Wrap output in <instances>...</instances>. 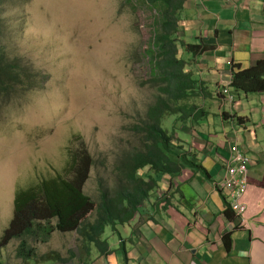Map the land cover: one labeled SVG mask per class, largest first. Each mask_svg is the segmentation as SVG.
I'll return each mask as SVG.
<instances>
[{
	"label": "rangeland",
	"instance_id": "1",
	"mask_svg": "<svg viewBox=\"0 0 264 264\" xmlns=\"http://www.w3.org/2000/svg\"><path fill=\"white\" fill-rule=\"evenodd\" d=\"M153 20L148 9L134 10L127 0H2L0 47L9 63L17 65L21 83L7 81L9 90L0 93V244L17 217L19 195L27 191L25 196H30L41 181L71 174L72 168V175L83 171L84 191L94 202L86 220L92 222L98 215L100 191H114L122 183L116 165L124 155L140 148L141 135L134 127L148 119L159 94L148 83L152 69L144 57V50L151 47ZM178 34L186 45L192 42L193 30L181 26ZM179 55L197 78L203 70L209 79L208 69L198 68L201 57L196 58L183 45H179ZM210 92L215 96L213 88ZM224 101L218 106L211 98H200L198 105L208 108L210 117L207 112L208 116L191 119L177 139L181 137L193 147L195 137L189 131L200 134L208 119L212 125L228 124L239 116L235 108L232 111V104ZM173 119L169 116L162 122L170 127ZM251 123L246 124L248 129L261 135L263 131ZM240 126L233 124L236 130H242ZM152 194L135 213L133 224L143 213L145 218L154 213ZM24 212L28 221L29 211ZM116 224V230L113 224L106 229L110 248L118 245L121 236L132 237V227L127 230L126 223ZM49 237L45 243L32 236L7 238L10 245L3 249L4 262L30 264L17 256L26 239L38 253L31 264H63L44 262L42 256L66 259L70 251L77 256L67 264H79L83 241L78 232L52 231ZM114 249L122 253L119 246ZM99 258L93 251L88 261L105 264L98 262Z\"/></svg>",
	"mask_w": 264,
	"mask_h": 264
},
{
	"label": "crops",
	"instance_id": "2",
	"mask_svg": "<svg viewBox=\"0 0 264 264\" xmlns=\"http://www.w3.org/2000/svg\"><path fill=\"white\" fill-rule=\"evenodd\" d=\"M181 15L182 28L193 30L192 41L205 46L195 57L202 59L198 68L205 67L209 72L207 79L203 70L198 71L206 82V97L222 105L225 101L220 93L231 85L232 75L264 58V0H186ZM209 81L213 84L208 85ZM210 88L215 96H211ZM232 90L236 101L231 109L235 108L239 116L229 119L228 124L212 125L208 119L205 131L188 132L195 137L192 148L205 169L185 168L180 175H164L152 194L156 217L152 213L145 218L142 212L137 223H126L125 229L132 227L133 232L127 239L120 235L117 246L122 253L113 246L109 256L98 262L264 264V91L245 94ZM241 113L251 120L237 118ZM254 120L258 122L251 123ZM247 123L260 128L262 134L249 130ZM233 124L241 125L242 130H236ZM235 137L252 162L249 187L243 197L247 210L231 218L225 214L224 196L228 197V191L221 183L223 158L230 156L229 144ZM230 232L228 245L224 236Z\"/></svg>",
	"mask_w": 264,
	"mask_h": 264
},
{
	"label": "trees",
	"instance_id": "3",
	"mask_svg": "<svg viewBox=\"0 0 264 264\" xmlns=\"http://www.w3.org/2000/svg\"><path fill=\"white\" fill-rule=\"evenodd\" d=\"M127 1L134 10L146 8L154 16L151 47L144 50V57L152 69V78L148 83L159 94L156 95L154 106L149 109L148 119L134 127L136 133L141 135V146L124 155L116 165V173L122 183L114 191H100L98 215L93 222L86 220L87 214L94 209V202L84 191L81 181L83 171L72 175V168L71 174H59L38 183L37 187L32 188L34 193L30 196H25L27 191L22 192L17 202V217L10 229L6 230V239L2 241L4 244H0V264H9L2 257L3 248L9 244L7 238L32 236L45 243L55 230L78 232L83 241V247L78 251L81 254L79 264H94L88 261L93 251L104 258L112 250L106 237L107 226L113 224L112 229L116 230V223L131 221L163 175L177 176L185 168L205 169L198 153L186 148L182 138L177 139L191 119L208 116V110L198 105V100L208 93L206 82L188 70L189 63L179 55V45L194 55L205 47L195 40L186 45L178 34L186 0ZM19 76L17 65L9 63L0 47V91L9 89L7 81L20 84ZM231 87L246 94L263 92L264 58L258 59L252 67L234 73ZM169 116L176 119H173L170 127H165L162 121ZM75 162L73 160V164ZM145 167L146 172H141ZM224 204L225 214L232 218L235 212L227 196H224ZM24 211H29L28 221ZM53 218H57L56 224L52 223ZM17 227L21 230L15 233ZM224 241L229 245L231 232L224 236ZM29 244V241L23 240L18 249V258L25 262L37 261V250ZM76 256L75 251H70L69 258L55 255L52 260L50 254H44L42 260L67 264Z\"/></svg>",
	"mask_w": 264,
	"mask_h": 264
},
{
	"label": "built area",
	"instance_id": "4",
	"mask_svg": "<svg viewBox=\"0 0 264 264\" xmlns=\"http://www.w3.org/2000/svg\"><path fill=\"white\" fill-rule=\"evenodd\" d=\"M230 2L231 0H226ZM235 153L234 162L229 166L225 175L224 185L229 190V199L232 208L238 215H244L247 204L243 200V195L248 185V162L249 159L237 147L232 149Z\"/></svg>",
	"mask_w": 264,
	"mask_h": 264
},
{
	"label": "clouds",
	"instance_id": "5",
	"mask_svg": "<svg viewBox=\"0 0 264 264\" xmlns=\"http://www.w3.org/2000/svg\"><path fill=\"white\" fill-rule=\"evenodd\" d=\"M226 1V0H225ZM227 2V1H226ZM186 3V2H185ZM227 3H231V1L230 2H227ZM184 11V10H183ZM180 26H182L181 25V21H180ZM181 37V36H180ZM190 70H192L194 73H195V75H196V72L194 71V69H190ZM199 79H201V76L199 75ZM231 84H232V82H231ZM7 86H11V85H7ZM232 87H231V85H229V86H227V87H225V88H223V90H222V92L220 93V96L224 99V100H227V102H230L231 104H234V102L236 101V99H235V96L231 93V91H230V89H231ZM233 89V88H232ZM7 90H9V89H7ZM234 90V89H233ZM235 91V90H234ZM237 91V90H236ZM3 92H6L5 90L4 91H0V93H3ZM242 93H244V92H242ZM246 94V93H245ZM250 94H254V93H250ZM204 99H207L208 97H203ZM203 108V107H202ZM204 109H206V110H208V113H209V116H210V112H209V109L208 108H204ZM207 118V117H206ZM237 118H240V119H242V120H247V118L248 117H244V116H241V117H237ZM249 119V118H248ZM189 123V122H188ZM188 125V124H187ZM186 128H187V126H186ZM185 130V129H184ZM215 133V132H214ZM180 139H181V137H179ZM183 139V138H182ZM184 140V139H183ZM184 144H185V146H186V148H190L192 151H194L193 150V148L192 147H189L188 146V144H186V142H185V140H184ZM233 147H237L239 150H240V152H242L248 159H249V162H248V185H247V189H248V187H249V176H250V163L252 162V157H251V155L249 154V152H246V150L245 149H243L242 148V144H241V142L239 141V139L237 138V137H235V138H233L232 139V142L229 144V150H230V156L228 157V158H223V161H224V169H225V174H224V176H223V180H222V183H221V185H222V187L224 188V189H227V191H228V197H227V199L229 200V202H230V199H229V190H228V188L224 185V183H225V175H226V173H227V171H228V169H229V166L231 165V164H233V163H235L234 162V157H235V153H234V151L232 150L233 149ZM195 152V151H194ZM199 156V155H198ZM144 169H147L146 167L144 168ZM164 176V175H163ZM162 176V177H163ZM159 181H158V185H159ZM158 185L156 186V188H155V190L158 188ZM247 189H246V191H247ZM154 190V191H155ZM246 191H245V193H246ZM153 193V191L151 192V194ZM245 193H244V195H245ZM244 195H243V197H244ZM244 200V199H243ZM231 204V203H230ZM232 207V206H231ZM233 209V208H232ZM234 210V209H233ZM234 212H235V210H234ZM235 215L237 216L238 214L235 212ZM239 216V215H238ZM54 220H56V221H54ZM42 223H44V220H42L41 221ZM56 222H57V218H53L52 219V223L53 224H56ZM55 231H59V230H55ZM60 232V231H59ZM41 235V234H40ZM41 241V239H36V242H40ZM10 244H7L6 246H9ZM5 246V247H6ZM4 247V248H5ZM33 248H35V246H32ZM111 247V246H110ZM3 248V249H4ZM19 248H20V246H19ZM18 248V249H19ZM111 249V248H110ZM38 254V253H37ZM17 256H18V252H17ZM33 262H36L35 260H31V261H29V263L31 264V263H33Z\"/></svg>",
	"mask_w": 264,
	"mask_h": 264
}]
</instances>
